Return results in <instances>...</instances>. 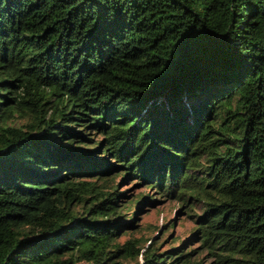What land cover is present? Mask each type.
Listing matches in <instances>:
<instances>
[{"label":"trees","instance_id":"16d2710c","mask_svg":"<svg viewBox=\"0 0 264 264\" xmlns=\"http://www.w3.org/2000/svg\"><path fill=\"white\" fill-rule=\"evenodd\" d=\"M150 191L199 204L181 245L120 241ZM195 243L264 264V0H0V264Z\"/></svg>","mask_w":264,"mask_h":264},{"label":"rangeland","instance_id":"374dc122","mask_svg":"<svg viewBox=\"0 0 264 264\" xmlns=\"http://www.w3.org/2000/svg\"><path fill=\"white\" fill-rule=\"evenodd\" d=\"M12 123L15 126H21L26 123V119L17 118ZM116 182L120 191L126 190V198H130L131 195L139 191H148L147 188H140L128 182L123 185L119 177ZM149 194L155 198L154 206H145L136 214L137 227L132 228L129 234L121 235L120 241L123 242L131 236L141 240L147 239L145 247L150 242L160 244L158 247L159 252L181 245L189 237L190 230L193 227V218L189 215L199 212V204L196 203L193 210H188L186 207L181 206V203L177 200L159 197L158 194L155 195L151 191ZM192 247L196 248L192 255L196 264H215L216 258L199 249L197 243ZM142 262L143 258L140 255L136 260H123V264H141Z\"/></svg>","mask_w":264,"mask_h":264}]
</instances>
